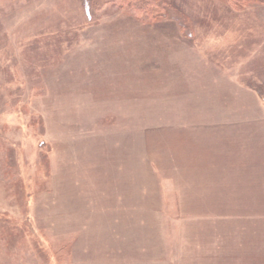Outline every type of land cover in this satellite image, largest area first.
<instances>
[{"label":"rangeland","instance_id":"374dc122","mask_svg":"<svg viewBox=\"0 0 264 264\" xmlns=\"http://www.w3.org/2000/svg\"><path fill=\"white\" fill-rule=\"evenodd\" d=\"M120 2L0 0V264H264V0Z\"/></svg>","mask_w":264,"mask_h":264},{"label":"crops","instance_id":"0c3cea01","mask_svg":"<svg viewBox=\"0 0 264 264\" xmlns=\"http://www.w3.org/2000/svg\"><path fill=\"white\" fill-rule=\"evenodd\" d=\"M145 33L147 34V35H150V36H152V35H156V36H162V37H165V38H159V39H157V43L156 44H158L159 42H158V40L160 41V43L161 42H163V43H169L168 45H167V47L168 46H172V44L174 43L175 44V46L174 47H177V49H180V44H182V41H180L178 38H174V39H172V38H170V36L172 35V33H173V35H177V33H176V30H170V29H148L147 31H145ZM187 50V48H186V46H185V48L182 50V51H186ZM171 51H174V50H171ZM166 54V53H165ZM179 66V65H178ZM163 67L164 68H171L170 67V65H167V63L164 61V65H163ZM184 67V66H183ZM196 68H198L197 66H192L191 67V69H196ZM186 73V72H185ZM185 73H181V71H180V79H184V74ZM192 73H193V75H195L194 73H195V71H192ZM182 75V76H181ZM187 78V77H186ZM153 79V78H152ZM150 79V82L148 83V86H149V88H154L155 87V85L156 84H158V83H160V82H157V80H155V79ZM196 83V85H197V81L195 82ZM242 93H244V94H247V93H245V92H242ZM196 98V97H195ZM134 99V97L131 99V100H133ZM124 100H129V99H123L122 101H124ZM120 102H118V104H119ZM122 104V103H121ZM127 106L128 107H126V108H122L123 110L124 109H127L128 111L129 110H131V115L133 116L134 115V102L132 101V103L131 102H128L127 103ZM121 109V110H122ZM127 111V112H128Z\"/></svg>","mask_w":264,"mask_h":264},{"label":"trees","instance_id":"16d2710c","mask_svg":"<svg viewBox=\"0 0 264 264\" xmlns=\"http://www.w3.org/2000/svg\"><path fill=\"white\" fill-rule=\"evenodd\" d=\"M122 5H126L127 7H134L138 9H145L147 11L156 12L154 13L155 17L162 18L165 15H168L169 11L167 8L162 7L163 0H121L120 2ZM162 4V5H161ZM160 12H163L162 15ZM157 14V15H156ZM179 19L182 20L181 27H187V18L181 12L179 13ZM154 17V18H155Z\"/></svg>","mask_w":264,"mask_h":264}]
</instances>
